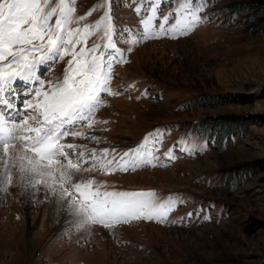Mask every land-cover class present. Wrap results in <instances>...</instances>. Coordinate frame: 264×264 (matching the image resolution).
Here are the masks:
<instances>
[{"label": "rangeland", "instance_id": "obj_1", "mask_svg": "<svg viewBox=\"0 0 264 264\" xmlns=\"http://www.w3.org/2000/svg\"><path fill=\"white\" fill-rule=\"evenodd\" d=\"M58 2L49 0L52 7ZM155 3L153 14L151 0H110L119 55L103 47V23L77 45H100L97 55L119 60L109 82L117 94H101L96 123L76 129L85 137L62 142L78 145L76 155L85 152L89 163L79 177L93 180V190L152 192L156 203L174 205L167 222L87 225L79 234L77 217L68 213L60 222L43 209L49 191L30 187L26 209L12 184L0 190V264H264V0H193L179 13V0ZM108 4L72 0L74 20L84 19L69 27L95 25ZM201 5L187 35L159 32L165 15L167 27L183 28ZM150 14L155 34L142 39L141 20ZM69 59L37 66L45 90L48 81L62 80ZM133 150L155 158L127 170L100 167Z\"/></svg>", "mask_w": 264, "mask_h": 264}, {"label": "snow or ice", "instance_id": "obj_2", "mask_svg": "<svg viewBox=\"0 0 264 264\" xmlns=\"http://www.w3.org/2000/svg\"><path fill=\"white\" fill-rule=\"evenodd\" d=\"M71 2L59 0L52 7L49 0H0V147L3 149L0 190L6 192L14 180L19 179L38 191L51 192L53 198L58 195L62 207L66 205L65 210L78 218L81 228L97 224L109 228L133 220L165 223L174 205L166 207L156 203L152 192H109L101 191L99 186L93 190V180L84 181L79 177L82 165L89 163L84 159L85 152L76 155L78 145L62 142L69 136L85 137L84 131L76 129L83 128L85 122L88 128L96 123L91 118L103 104L101 94H117L110 90L109 82L113 63L119 60L110 52L97 55L100 45L94 44L91 48H77V45L83 44L93 29H99L103 23L106 24L104 38L108 41L103 47L118 55L121 53L113 43L116 26L110 0L108 10L95 25H84L83 28L69 27L84 19L74 20L71 14L75 9L69 6ZM151 2L150 11L154 14L158 5L155 0ZM192 2L179 0L180 7L174 11L186 10ZM203 7L188 12L189 23L183 28L167 27L169 17L165 15L159 24V32L170 35L178 31L180 35H187L199 23L196 12H201ZM135 10L138 14L141 11L140 8ZM153 14L141 20L144 26L142 39L155 34L151 27V21L155 19ZM87 15H91V11ZM53 17L55 22L50 23ZM67 56L71 59L67 61L62 80L48 81L45 90V82L37 76V66L47 64L51 68L57 59ZM17 80L23 85L20 90L15 86ZM35 83L41 87H33ZM21 96L24 99L17 107L15 101ZM18 117H23L22 124L17 122ZM107 152V149L103 150L104 155ZM130 155L133 156L131 160L127 159ZM165 155L173 158L169 153ZM90 156L99 159L95 149L91 150ZM154 158L150 152L145 157L133 150L125 152L115 164L105 161L100 167L111 171L127 170L140 164H151ZM12 168H17L18 174H13Z\"/></svg>", "mask_w": 264, "mask_h": 264}, {"label": "bare ground", "instance_id": "obj_3", "mask_svg": "<svg viewBox=\"0 0 264 264\" xmlns=\"http://www.w3.org/2000/svg\"><path fill=\"white\" fill-rule=\"evenodd\" d=\"M15 86L17 87L16 83H15ZM17 147L18 148H22L19 145H17ZM1 152L2 153L0 155V170L3 169V161H2V158H3V149H1ZM11 171H12L13 174H18V169L17 168H12ZM13 185L15 187L14 188H11L12 192L14 194H16V195L19 194L21 196L22 202L25 205V208L27 209L28 205H26L27 202H25L26 201L25 200V196L27 194H29V191H31V189H29L30 187L28 185H26V184H22L19 181V179H15L14 182H13ZM33 189H35V188H33ZM37 192H39L37 194L42 195L41 191H38L37 190ZM43 197H44V195H43ZM45 198H46V204H44V208L43 209H45L46 211H48V214L50 216H52L54 218H57L60 222H62L63 220L68 219V211L65 210L67 206L65 205V206L62 207L61 203L59 202V196L58 195L55 198H53L52 196L51 197L47 196ZM91 229H94L95 230L96 228L95 227H92ZM85 230H87V229L83 227V229H81L80 231H78V233L79 234H83V232ZM104 234H105V232H103V235Z\"/></svg>", "mask_w": 264, "mask_h": 264}]
</instances>
